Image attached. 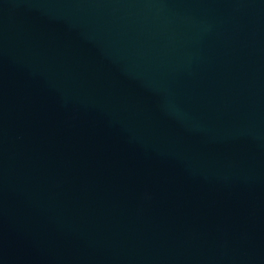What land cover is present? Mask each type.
Instances as JSON below:
<instances>
[{
	"label": "water",
	"instance_id": "water-1",
	"mask_svg": "<svg viewBox=\"0 0 264 264\" xmlns=\"http://www.w3.org/2000/svg\"><path fill=\"white\" fill-rule=\"evenodd\" d=\"M0 264H264V0H0Z\"/></svg>",
	"mask_w": 264,
	"mask_h": 264
}]
</instances>
